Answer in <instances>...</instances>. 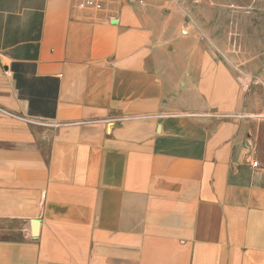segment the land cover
<instances>
[{"label": "crops", "instance_id": "crops-1", "mask_svg": "<svg viewBox=\"0 0 264 264\" xmlns=\"http://www.w3.org/2000/svg\"><path fill=\"white\" fill-rule=\"evenodd\" d=\"M83 1L0 0V264H264L231 61L173 3Z\"/></svg>", "mask_w": 264, "mask_h": 264}, {"label": "rangeland", "instance_id": "rangeland-1", "mask_svg": "<svg viewBox=\"0 0 264 264\" xmlns=\"http://www.w3.org/2000/svg\"><path fill=\"white\" fill-rule=\"evenodd\" d=\"M180 10L201 41L234 66L248 108L235 115L264 120V0H188Z\"/></svg>", "mask_w": 264, "mask_h": 264}, {"label": "built area", "instance_id": "built-area-1", "mask_svg": "<svg viewBox=\"0 0 264 264\" xmlns=\"http://www.w3.org/2000/svg\"><path fill=\"white\" fill-rule=\"evenodd\" d=\"M170 1H171V3L176 5L177 7L181 8L183 6L184 2H186L188 0H170ZM138 3L141 6L144 5V1L143 0H139ZM80 6H81V8H95V9H98V10H100L102 8V4L100 2H98L97 0H84L80 4ZM242 117H245V116L243 115ZM252 166L253 167H258L259 163L257 161H254V162H252Z\"/></svg>", "mask_w": 264, "mask_h": 264}]
</instances>
